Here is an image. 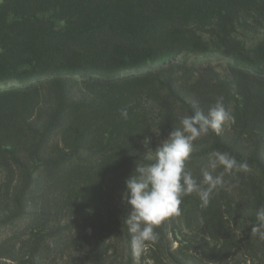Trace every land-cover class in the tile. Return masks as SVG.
<instances>
[{
  "label": "trees",
  "instance_id": "16d2710c",
  "mask_svg": "<svg viewBox=\"0 0 264 264\" xmlns=\"http://www.w3.org/2000/svg\"><path fill=\"white\" fill-rule=\"evenodd\" d=\"M219 97L233 120L187 167L227 151L248 170L134 255L126 178ZM261 207L264 0H0V264H264Z\"/></svg>",
  "mask_w": 264,
  "mask_h": 264
},
{
  "label": "clouds",
  "instance_id": "9594fccd",
  "mask_svg": "<svg viewBox=\"0 0 264 264\" xmlns=\"http://www.w3.org/2000/svg\"><path fill=\"white\" fill-rule=\"evenodd\" d=\"M192 107L193 113L180 117L179 126L173 127L167 138L157 145L154 158L150 157L153 162L135 163L125 180L123 200L131 210L123 223L131 235L130 247L136 256L144 251L146 242L158 239L154 231L156 226L170 216L179 215L183 197L195 193L200 207L206 208L212 194L225 187L226 174L248 170L247 161H238L227 151H213L200 168L199 176L193 174L187 162L194 150V142L209 132L218 135L233 117L226 109L223 97L217 98L207 111L196 101L192 102ZM120 115L127 119V109H121ZM256 215L258 222L251 231L264 240V207Z\"/></svg>",
  "mask_w": 264,
  "mask_h": 264
},
{
  "label": "rangeland",
  "instance_id": "374dc122",
  "mask_svg": "<svg viewBox=\"0 0 264 264\" xmlns=\"http://www.w3.org/2000/svg\"><path fill=\"white\" fill-rule=\"evenodd\" d=\"M194 56H204L203 54H198V55H192L191 57H194Z\"/></svg>",
  "mask_w": 264,
  "mask_h": 264
}]
</instances>
